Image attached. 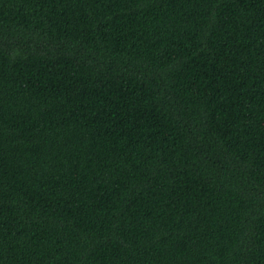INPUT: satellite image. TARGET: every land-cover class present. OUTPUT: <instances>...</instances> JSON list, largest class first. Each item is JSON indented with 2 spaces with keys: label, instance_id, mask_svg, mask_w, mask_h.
Here are the masks:
<instances>
[{
  "label": "trees",
  "instance_id": "16d2710c",
  "mask_svg": "<svg viewBox=\"0 0 264 264\" xmlns=\"http://www.w3.org/2000/svg\"><path fill=\"white\" fill-rule=\"evenodd\" d=\"M0 264H264V0H0Z\"/></svg>",
  "mask_w": 264,
  "mask_h": 264
}]
</instances>
